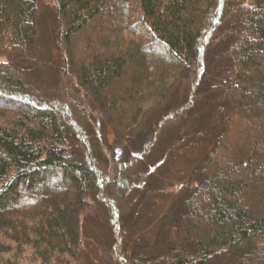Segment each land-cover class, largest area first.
Returning a JSON list of instances; mask_svg holds the SVG:
<instances>
[{"label":"trees","instance_id":"obj_1","mask_svg":"<svg viewBox=\"0 0 264 264\" xmlns=\"http://www.w3.org/2000/svg\"><path fill=\"white\" fill-rule=\"evenodd\" d=\"M0 264H264V0H0Z\"/></svg>","mask_w":264,"mask_h":264},{"label":"rangeland","instance_id":"obj_2","mask_svg":"<svg viewBox=\"0 0 264 264\" xmlns=\"http://www.w3.org/2000/svg\"><path fill=\"white\" fill-rule=\"evenodd\" d=\"M81 37V35H77L73 40H72V48H73V50H76L77 49V47H78V39ZM47 95H49V94H47ZM19 106H14V108H18ZM241 121H242V118H241ZM241 127V125H239V128ZM242 128V127H241ZM252 130V129H251ZM253 131V133L254 134H256L255 133V131H254V129L252 130ZM231 133H233V128L232 127H230V129H229V135L231 134ZM228 135V136H229ZM255 136H258V134H256ZM50 189H52V187L54 186V184H53V182H48L47 184H46ZM40 189H41V187H39V191H40ZM27 202L28 201H26L25 200V202H24V204L23 205H26L27 204Z\"/></svg>","mask_w":264,"mask_h":264}]
</instances>
